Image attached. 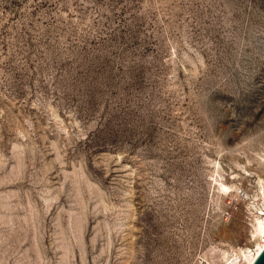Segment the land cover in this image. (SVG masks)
Returning <instances> with one entry per match:
<instances>
[{
    "label": "rangeland",
    "instance_id": "1",
    "mask_svg": "<svg viewBox=\"0 0 264 264\" xmlns=\"http://www.w3.org/2000/svg\"><path fill=\"white\" fill-rule=\"evenodd\" d=\"M263 192L264 0H0V264H228Z\"/></svg>",
    "mask_w": 264,
    "mask_h": 264
},
{
    "label": "bare ground",
    "instance_id": "2",
    "mask_svg": "<svg viewBox=\"0 0 264 264\" xmlns=\"http://www.w3.org/2000/svg\"><path fill=\"white\" fill-rule=\"evenodd\" d=\"M221 187L223 190L227 192L232 191V187L227 184H222ZM264 196V192L262 193ZM242 198V196H241ZM246 198L248 196L246 195ZM264 199V197H262ZM255 231L256 235L254 236V249H248L247 251L239 250V252L236 254V260L235 262H230L228 264H254L257 258L260 256V254L264 250V214L261 213L260 217L255 218ZM243 258V259H242Z\"/></svg>",
    "mask_w": 264,
    "mask_h": 264
},
{
    "label": "water",
    "instance_id": "3",
    "mask_svg": "<svg viewBox=\"0 0 264 264\" xmlns=\"http://www.w3.org/2000/svg\"><path fill=\"white\" fill-rule=\"evenodd\" d=\"M254 264H264V250L260 254V256L257 258Z\"/></svg>",
    "mask_w": 264,
    "mask_h": 264
}]
</instances>
